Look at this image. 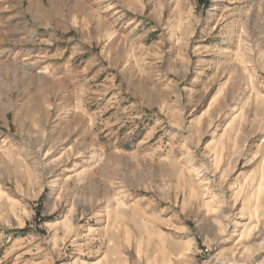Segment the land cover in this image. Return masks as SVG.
I'll return each mask as SVG.
<instances>
[{"label":"rangeland","instance_id":"rangeland-1","mask_svg":"<svg viewBox=\"0 0 264 264\" xmlns=\"http://www.w3.org/2000/svg\"><path fill=\"white\" fill-rule=\"evenodd\" d=\"M0 264H264V0H0Z\"/></svg>","mask_w":264,"mask_h":264},{"label":"bare ground","instance_id":"bare-ground-1","mask_svg":"<svg viewBox=\"0 0 264 264\" xmlns=\"http://www.w3.org/2000/svg\"><path fill=\"white\" fill-rule=\"evenodd\" d=\"M263 179V175H262V178H261V180ZM262 187V184L260 183V186H259V189ZM257 211V210H256ZM254 212H255V210H254Z\"/></svg>","mask_w":264,"mask_h":264}]
</instances>
